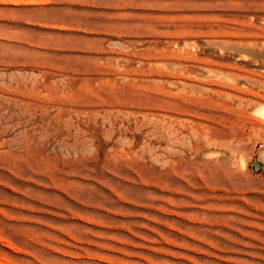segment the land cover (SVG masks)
Instances as JSON below:
<instances>
[{"label":"rangeland","instance_id":"1","mask_svg":"<svg viewBox=\"0 0 264 264\" xmlns=\"http://www.w3.org/2000/svg\"><path fill=\"white\" fill-rule=\"evenodd\" d=\"M0 264H264V0H0Z\"/></svg>","mask_w":264,"mask_h":264}]
</instances>
